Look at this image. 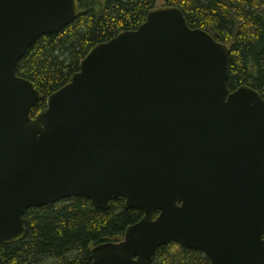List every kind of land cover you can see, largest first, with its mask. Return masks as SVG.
<instances>
[{
    "label": "water",
    "instance_id": "obj_1",
    "mask_svg": "<svg viewBox=\"0 0 264 264\" xmlns=\"http://www.w3.org/2000/svg\"><path fill=\"white\" fill-rule=\"evenodd\" d=\"M79 15L78 0H0V243L25 238L31 208L123 198L144 217L92 264H151L171 243L211 264H264V98L229 89L230 47L157 6L46 97L18 63Z\"/></svg>",
    "mask_w": 264,
    "mask_h": 264
},
{
    "label": "trees",
    "instance_id": "obj_2",
    "mask_svg": "<svg viewBox=\"0 0 264 264\" xmlns=\"http://www.w3.org/2000/svg\"><path fill=\"white\" fill-rule=\"evenodd\" d=\"M180 8L191 28H201L230 49L228 87L248 85L264 98V0H163ZM80 15L61 32L40 37L19 61L17 73L48 97L79 71L96 44L142 25L157 0H78ZM45 100L32 109L34 117ZM144 213L126 209L125 200L99 210L89 199L72 197L24 216L27 234L18 242L0 243V264H92V249L124 240L126 229ZM151 264H210L202 252L168 244L157 249Z\"/></svg>",
    "mask_w": 264,
    "mask_h": 264
},
{
    "label": "rangeland",
    "instance_id": "obj_3",
    "mask_svg": "<svg viewBox=\"0 0 264 264\" xmlns=\"http://www.w3.org/2000/svg\"><path fill=\"white\" fill-rule=\"evenodd\" d=\"M163 5H165L163 0H157V6H163ZM114 243H118V242H114Z\"/></svg>",
    "mask_w": 264,
    "mask_h": 264
},
{
    "label": "flooded vegetation",
    "instance_id": "obj_4",
    "mask_svg": "<svg viewBox=\"0 0 264 264\" xmlns=\"http://www.w3.org/2000/svg\"><path fill=\"white\" fill-rule=\"evenodd\" d=\"M14 243V242H13ZM9 244V243H8ZM204 253V252H203ZM205 254V253H204ZM206 255V254H205ZM207 256V255H206ZM210 260V259H209ZM210 264H211V261H210Z\"/></svg>",
    "mask_w": 264,
    "mask_h": 264
}]
</instances>
